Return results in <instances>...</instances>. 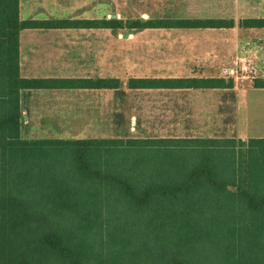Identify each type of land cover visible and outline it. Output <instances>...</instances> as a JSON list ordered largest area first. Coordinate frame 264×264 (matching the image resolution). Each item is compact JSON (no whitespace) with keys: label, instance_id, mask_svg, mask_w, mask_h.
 Returning a JSON list of instances; mask_svg holds the SVG:
<instances>
[{"label":"trees","instance_id":"obj_1","mask_svg":"<svg viewBox=\"0 0 264 264\" xmlns=\"http://www.w3.org/2000/svg\"><path fill=\"white\" fill-rule=\"evenodd\" d=\"M233 24L232 18H137L127 27ZM238 24L264 27V17ZM115 26L123 22L20 20L18 0H0V264H264V136L20 135V89L118 91L122 81L22 78L19 30ZM251 84L264 88V77ZM232 85L217 76L126 81L129 89Z\"/></svg>","mask_w":264,"mask_h":264},{"label":"rangeland","instance_id":"obj_2","mask_svg":"<svg viewBox=\"0 0 264 264\" xmlns=\"http://www.w3.org/2000/svg\"><path fill=\"white\" fill-rule=\"evenodd\" d=\"M61 4L57 12L63 18L123 22L112 28L64 30V76L118 77L122 85L118 91L64 93V120L58 130L62 138L264 136V90H250L253 78L264 77V54L202 56V43L192 30L127 27L137 18L264 15V0H61ZM242 58L253 68L246 73L249 78L240 69ZM223 67L233 76H218ZM202 74L231 79L234 88L126 87L129 77ZM238 89L250 90L239 108Z\"/></svg>","mask_w":264,"mask_h":264},{"label":"crops","instance_id":"obj_3","mask_svg":"<svg viewBox=\"0 0 264 264\" xmlns=\"http://www.w3.org/2000/svg\"><path fill=\"white\" fill-rule=\"evenodd\" d=\"M62 8L61 0H18V17L20 20L61 19L57 9ZM211 17V16H205ZM249 17H264V15H248L235 17L214 16L212 18H232L234 24L230 27L202 28H169L192 30L202 43L199 54L202 56H262L264 54V27H245L238 20ZM204 18V17H202ZM83 19V18H80ZM89 19V18H86ZM66 29L90 28H58L34 27L22 28L18 33V72L22 78H64L63 34ZM92 29V28H91ZM197 30V31H195ZM245 60L246 58H242ZM232 75L230 69L223 67ZM222 69L218 76H222ZM222 73V74H221ZM213 76L203 75L202 77ZM233 89L231 87H227ZM159 89V88H155ZM165 89V88H161ZM189 89V88H188ZM197 89V88H196ZM201 89V88H200ZM224 89V88H202ZM264 90L251 87L250 90ZM105 89L87 88H22L19 90L18 102L21 114L20 135L31 137H62V121L64 120V93L80 91H95ZM250 90L236 91L237 108L242 104ZM69 104L68 102H65ZM71 104V102H70ZM240 104V105H239Z\"/></svg>","mask_w":264,"mask_h":264},{"label":"built area","instance_id":"obj_4","mask_svg":"<svg viewBox=\"0 0 264 264\" xmlns=\"http://www.w3.org/2000/svg\"><path fill=\"white\" fill-rule=\"evenodd\" d=\"M240 69L243 71V72H245V77H250L251 75H249V74H246V73H251L252 72V66L251 65H249L247 62H246V60H243L242 61V64H241V66H240ZM222 73H224V74H228V76H231V74L229 73V72H227L226 70H224V69H222Z\"/></svg>","mask_w":264,"mask_h":264}]
</instances>
